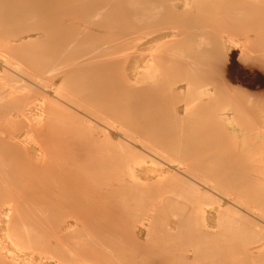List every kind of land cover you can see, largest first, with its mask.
I'll return each instance as SVG.
<instances>
[{
	"label": "rangeland",
	"instance_id": "374dc122",
	"mask_svg": "<svg viewBox=\"0 0 264 264\" xmlns=\"http://www.w3.org/2000/svg\"><path fill=\"white\" fill-rule=\"evenodd\" d=\"M222 1L26 0L19 7L18 0H0V43L16 45L9 61L0 63V151L11 154L0 156L13 160L0 171L14 174L7 193L20 188L16 196H24L8 200L2 193L0 206L7 211L10 201L21 227L35 228L43 244L63 246L49 248L59 255L50 257L22 248L29 264H264V148H176L172 136L179 125L173 110L180 116L182 99L196 100L186 97V85H209L220 76L230 87L264 95V65L244 62L234 47L224 56L215 44L190 57L187 71L183 54L171 51L199 26L240 40L218 18L231 17L242 27L243 13L213 8ZM151 6L159 16L146 15ZM158 36L161 43L145 50ZM48 38L56 43L41 55L40 45L26 44ZM118 43L117 50L101 53ZM69 57L82 58V69L63 75ZM131 64L136 69L129 72ZM85 73L86 84L106 80L108 86L76 105L73 95L89 88H76V76ZM153 74L155 81L148 80ZM47 100L68 103L61 105L64 117L51 114ZM152 110L162 115H150ZM171 174L187 190L157 182ZM38 219L50 223L37 227L32 223ZM78 219L84 224L71 226ZM70 235L84 240L73 242Z\"/></svg>",
	"mask_w": 264,
	"mask_h": 264
},
{
	"label": "bare ground",
	"instance_id": "6f19581e",
	"mask_svg": "<svg viewBox=\"0 0 264 264\" xmlns=\"http://www.w3.org/2000/svg\"><path fill=\"white\" fill-rule=\"evenodd\" d=\"M6 1H8V0H6ZM25 1L26 0H18L19 7H23V4L25 3ZM117 1H120V0H117ZM230 1H231V3H230ZM241 1H242L243 5H241V7L239 8L238 6H236V3L241 2ZM233 4H234V6H233ZM216 6L226 8L225 10H228L227 12L230 15L237 14L238 10L241 13H243L242 15H240V16H243L245 18V20L242 19L245 23V25L242 27L237 26L236 24H233L231 22V20H232L231 17H225V16L220 14V17L218 18V21L222 22L225 25L227 24L229 26V28H230L229 31L234 32L235 35L236 34L242 35L240 40L236 39V37L234 38L233 36H229V35H227V36L215 35L213 31L205 29L202 26L192 28L190 30V32L183 38L184 40H183V43L181 46L171 48V51L174 52V50H176V52L180 51L183 54V57H184L183 66L188 65V63L190 62V59H189L190 57H193V58L198 57V56L205 54L206 52H209L214 47L215 44L222 51L224 56L226 55V51L228 50V48L234 47L235 50H238V52H240V57L244 62H255L259 66L264 65V0H224L220 3H218L217 5L213 6V8L216 9ZM155 7L156 6H153V7L151 6L150 7L151 9L148 12H146V15H149L152 17L159 16L160 13H159V11L155 10ZM236 8L238 10H236ZM21 9H23V8H21ZM240 12H239V14H240ZM228 14H225V15L228 16ZM235 22H237V21H235ZM120 30L123 31L124 29L121 28ZM159 37L160 36L153 37V38L149 39V41H147V43H146L147 46H145L146 47L145 50L147 48H151L150 46H151L152 42L160 41L161 38H159ZM50 40L52 42H50ZM53 43H56V40L49 39L48 41L40 42V44L36 43L35 41L29 40V41H27L26 44L29 47V49H33L34 47H36V45H40L41 51L39 52V54L41 55L42 51H48L51 48V45H53ZM160 43H161V41H160ZM164 43H166L165 40H164ZM15 46L16 45H14V43H12V41H10V40L0 43V47H2V48L4 47L6 50L3 53L0 52V59H1L0 63L9 61V59L14 55ZM118 47H119V43L114 44L112 46H106L105 48L102 49L101 53L108 52L111 49L117 50ZM143 49H144V47H143ZM171 51H170V53H171V55H173V53ZM7 52H9V53H7ZM140 55H142V54H140ZM73 58L69 57V60H67V59L65 60L64 64L67 67L65 69H63V71H62L63 75H64V73L67 74V72H68V74L69 73L73 74L76 72L78 73L82 69V63L84 62V61H82V62L80 61V59H82V58H74V59ZM227 58H228V56H227ZM169 59H170V54H169ZM168 61H170V60H168ZM96 63H97L96 65L98 66L99 62H96ZM238 63H240V62H238ZM65 65H64V67H65ZM77 65H78V68L76 69L75 67ZM134 65L135 64H131V68L129 67V72L130 71L132 72L133 69H136ZM185 70L186 71L188 70V66L185 67ZM258 71H259V69H258ZM261 73H262V71H261ZM153 76H154V74L152 75L151 78L149 77L148 80L155 81V76L154 77ZM88 77H89V74H86V73L76 76V80H75V83L77 84L76 88H78V87L80 88L81 86L84 87V85L89 87L88 89H86V91L82 90V92L79 95L78 94L73 95V97H75L76 99L71 100V101L74 102L76 105H78V104L80 105V102L83 101L84 98H87V97L91 98V97L100 96L101 94L104 93V90L108 86L106 80H101L97 83L86 84V83H88ZM138 81H139L138 78L134 79V82H138ZM216 81L218 83L214 82L212 84L205 85V86L204 85H199V86L186 85L187 86L186 90H185L186 97H187L188 93L193 94L194 97L196 96V100L194 103H188L187 101H189V100H187V98H185V100H184V98H183L182 101H184V108H183V113L180 116H178L179 114L178 115L175 114V113H177L176 109L173 110L172 114L178 118L177 124H179L178 126H176V129H177L176 133L174 135H172L173 138L175 139L174 143L177 145L176 148H264V95H260L257 92L256 93H253V92L250 93L246 90H242V89L237 88V87L236 88L230 87L229 86L230 83L227 84L226 82H223V80L221 79L220 76L216 77ZM71 91H69V92H71ZM71 93H73V92H71ZM69 95L72 96V94H69ZM68 97L63 96L62 98L66 99ZM65 99H63V100L61 99V101H65ZM65 102H63V103H65ZM202 102H204V104H202ZM47 103L49 105H52V107H53L51 110V114L54 113V115L58 114V115H62L61 117H64L63 116V109L65 107L64 105L67 104V106H68V103H66L64 105H62L63 103L61 104L63 109H61L60 103H57V101H55V100H47ZM82 109L84 110V108H82ZM68 110H70V109H68ZM73 111H69L68 117L66 115L65 116L68 119H71L72 115L70 113L71 112L73 113ZM79 111H81V110H79ZM79 111H77V112L79 113ZM153 111H156V110L150 111L149 114L150 115L155 114L158 116L162 115L159 110L157 112H154V113H153ZM162 111H163V108H162ZM60 112H62V113H60ZM52 118H53V120L57 119L56 116H53ZM172 136H171V138H172ZM6 150H8V149H6ZM1 152H4V151L1 150L0 153ZM4 153L6 156L11 155V154H8L7 152H4ZM3 160H7V159H5L4 156H0V167H1V169L2 168L6 169L7 166H8V168H10L13 160L10 158L7 161H3ZM10 173H12V172H10ZM4 174H7L9 180H5V179H2L0 177L1 180H5V182L0 181V194L6 193L8 200H10L11 198H13V199L22 198L21 200H23L24 196L23 197H17L16 196V194L18 193L20 188H14L12 190L9 189V193H7L8 188L5 187L6 184L11 185V186L15 184L11 180L14 177V174L12 173L13 175H11V174L8 175L7 170H6V172L4 170H1L0 176H2V175L4 176ZM171 175H172V177L169 178ZM171 175H169V177H168L169 180L166 181L167 183L163 182L164 178H162L163 180L161 179L157 182L160 184H167L170 187L171 186L174 187L175 185H181L183 190H187L188 187L185 186L186 183L184 181H180L181 183L177 184L179 181H176V179H175L176 175H173V174H171ZM6 179H7V177H6ZM6 181H8V182H6ZM205 183H206V181H205ZM202 184H204V183L202 182ZM29 190L30 189H28V187L26 186V188L23 189V191H26V192H24V194L30 193L31 190L30 191ZM176 191L178 192V190H176ZM179 191L181 192L182 190H179ZM14 196H16V198ZM26 196H25V198H27ZM179 196L180 195H178V197ZM170 197L166 196L165 199L168 200L169 202H171V201L174 202V199H172ZM38 198L39 197H36V201L38 200ZM47 198H50V197H47ZM33 199L35 201V198H33ZM215 202H217V201H215ZM23 203H24V201H23ZM25 203H26V201H25ZM5 204L8 207V208H6V206H5V208L8 209L7 211H4L5 209L3 208V206H0V214H2L1 219L4 220V223L6 225L5 234H4V232L1 233L2 230H0V233L5 236V238L3 236H0V264H29V262H28L29 259H27V257H25V255H23L21 253L22 248H27V249H30L31 252H36L38 256L47 257L50 254H52L53 256H59V255H57V253L50 251L49 248H52V249L59 248V250H60V248H62L63 246L54 245L51 247L50 245L43 244L42 242H45L46 239L42 240L41 235L39 236L38 234H36L35 228L30 229L29 227H21V222L19 221L20 219L18 218V214L15 212L14 213L9 212V209H12V208H10V206H13V207H15V206L10 204V201L5 202ZM42 204H44V203H41V205ZM32 205H34V203ZM27 206H25V207L27 208ZM45 207L48 210L49 204L46 205V203H45ZM42 210H44V209H42ZM37 212H38V210H37ZM25 213L27 216V215H29L30 212L28 214H27V212H25ZM38 213H40V212H38ZM219 213H220V211L218 210L217 211V218H218L217 223L218 224L222 223V217L220 216ZM22 214H24V213L22 212ZM33 214H35V213H33ZM36 215L43 216L41 214H36ZM48 216H49V214H48ZM49 223H50L49 220L44 221V220L38 219L35 222H33L32 224L39 227L40 225L49 224ZM110 223H111V221H110ZM77 224L78 225L84 224V220L78 219L71 226H76ZM25 226H27V225H25ZM66 229H68V228L67 227L63 228V230H66ZM37 230H39V229H37ZM63 230L62 229L58 230V231H56V233H58L59 231L62 232ZM74 230H75V228L71 231H74ZM91 231H93V228L91 229ZM55 236L56 235H54L53 237H55ZM148 237L146 239H148ZM2 238L4 240H2ZM70 238L73 242H75V241L77 242L78 240L80 242V241L84 240V239L79 238L78 236L75 237L74 235H70ZM99 241H98V243H99ZM103 241H105V240H103ZM106 241L108 242V240H106ZM5 242H7V243H5ZM101 243L103 244V242H101ZM73 246H76V245L73 244ZM105 247H107V246H105ZM88 249H90V248L88 247ZM63 251H64L63 254L68 252L67 250L66 251L63 250ZM70 251L72 252V254L75 253V252H73V250H70ZM99 251H101V250H99ZM83 252H84V250H83ZM90 254H92V253H90ZM99 255H101V254H99ZM28 257H31V256L28 255ZM48 257H50V256H48ZM82 264H84V263H82Z\"/></svg>",
	"mask_w": 264,
	"mask_h": 264
}]
</instances>
